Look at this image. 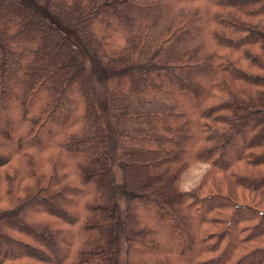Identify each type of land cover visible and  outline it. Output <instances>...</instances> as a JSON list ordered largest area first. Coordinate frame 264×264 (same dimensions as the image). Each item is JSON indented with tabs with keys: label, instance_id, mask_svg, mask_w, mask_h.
I'll list each match as a JSON object with an SVG mask.
<instances>
[{
	"label": "trees",
	"instance_id": "obj_1",
	"mask_svg": "<svg viewBox=\"0 0 264 264\" xmlns=\"http://www.w3.org/2000/svg\"><path fill=\"white\" fill-rule=\"evenodd\" d=\"M120 245L264 264V0H0V264H117Z\"/></svg>",
	"mask_w": 264,
	"mask_h": 264
},
{
	"label": "rangeland",
	"instance_id": "obj_2",
	"mask_svg": "<svg viewBox=\"0 0 264 264\" xmlns=\"http://www.w3.org/2000/svg\"><path fill=\"white\" fill-rule=\"evenodd\" d=\"M72 28V27H70ZM70 41L77 48L79 52H83V47L77 36L76 32L73 29H65ZM94 94H95V103L98 109L101 121L105 127L107 133V146L109 151V156L111 162L115 168V159L117 157V148L115 144V132L113 125V117L110 112L108 102L106 99V94L104 90V85L101 81L96 80L94 85ZM207 168V164L198 163L193 165L188 171H186L181 177L180 187L182 189L192 188L200 179L203 171ZM117 264H125V253L123 245L119 247V253L117 255Z\"/></svg>",
	"mask_w": 264,
	"mask_h": 264
}]
</instances>
